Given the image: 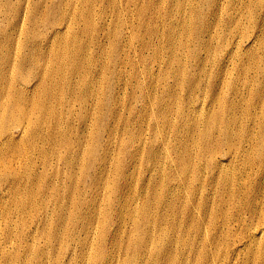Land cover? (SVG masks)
<instances>
[{
	"label": "rangeland",
	"instance_id": "obj_1",
	"mask_svg": "<svg viewBox=\"0 0 264 264\" xmlns=\"http://www.w3.org/2000/svg\"><path fill=\"white\" fill-rule=\"evenodd\" d=\"M65 1L40 0L42 8L52 12L49 18L56 20L59 12L65 14L64 22L70 27L63 25L61 40L53 43L52 34L43 27L35 37L40 45L39 61L46 50L50 51L48 67L54 69L47 77L50 80L39 81L35 97L41 101L40 107L44 101L57 104L54 111L63 114L62 124L59 122L66 131L63 134L84 141L77 162L89 167L73 173L85 192L80 206L72 205L79 219L58 264H87L84 258L90 245L83 257L80 253L79 241L84 236L81 216H87L94 204L100 211V225L90 229L88 240L93 241L96 264L108 261L112 251L113 264H164L160 253L167 250L174 264H245L246 195L261 181L264 163V0H67L71 3L63 8ZM41 14L37 13L38 21ZM10 33L0 34L1 55L11 47ZM71 34L73 42L81 46L75 53L76 62L68 57L72 53L68 43ZM28 41L23 34L18 35L10 51L19 57L22 50L29 49L24 48ZM117 42L122 60L112 63L109 52ZM64 46L66 54L62 53ZM101 49L107 52L102 54ZM31 58L33 52L28 60ZM22 63L17 58V68L29 74ZM78 63L89 68L86 72L93 66V73L76 68ZM99 68L105 71L98 72ZM77 69L80 77H67ZM44 73L40 69L37 76ZM8 78L0 76V82ZM48 89L49 98L44 95ZM61 100L70 101L71 114L62 108ZM86 111L83 124L79 117ZM226 122H230L228 136L224 133ZM110 128L114 132L110 133ZM160 137L166 139L169 150L166 166L150 158ZM107 141L108 153L104 149ZM90 148L103 154L102 159L94 161ZM137 150L139 154L133 158ZM107 160L105 188L99 201L89 206L95 175L100 172L96 173L93 162L103 166ZM181 163L187 165V174L178 179ZM52 165L60 172L56 181L61 195L66 196V167L58 161ZM36 168L42 170L38 160ZM120 195L122 202H118ZM54 202L47 213L37 215L31 230L51 220L53 216H46L53 213ZM144 203L149 222L138 223L141 232H131L129 239L133 221L143 220L140 207ZM133 207L137 209L135 217L128 210ZM118 210L126 226L117 232L118 216L114 214ZM142 232L150 235L140 236ZM144 236L149 246L144 256L137 257ZM28 242L40 249L50 247L39 237L28 238ZM6 247L12 248V243ZM204 250L205 258L200 256ZM43 264H50V259L44 258Z\"/></svg>",
	"mask_w": 264,
	"mask_h": 264
},
{
	"label": "bare ground",
	"instance_id": "obj_2",
	"mask_svg": "<svg viewBox=\"0 0 264 264\" xmlns=\"http://www.w3.org/2000/svg\"><path fill=\"white\" fill-rule=\"evenodd\" d=\"M69 3L71 2L66 0L62 4V7L68 6ZM39 11L42 12L40 21H38L37 18V13ZM48 11L49 10H44L42 8L40 0L34 2H31V0H0V34L3 31H11L8 39L10 42L9 46L11 47L16 43L17 36L23 34L28 38V44L30 46L24 45V48L29 49L25 51L22 50V55L19 57L17 53L14 54L13 51H10V49H12L11 47L8 48L6 54H0V76L3 79L9 77L5 82H0V191L2 192L0 195V264H43L44 258H49L50 264H58L60 254L69 248L70 238L75 235V232L72 231V226L74 222L79 219V213L72 210V205L76 208L79 207L80 199L85 192L84 185L79 188V181H76L73 176L75 169L89 168L85 163L80 165V163L77 162L83 152L84 141L78 139L73 140L63 134V132L66 131H62L59 126V122L62 124L63 114L59 115L54 111L57 104L44 101L42 107H40L41 101L35 97L38 93L35 89L39 81L46 79L54 73V69L48 67V63L52 59H49L50 51L46 50V55L42 59L43 61H39L37 52L39 51L38 47H40V45L35 37L39 32L43 31L40 28L43 27L46 33L52 34L53 43H55V41L59 42L61 40L63 25H66L63 18L65 14L60 15L59 12L57 17L59 19L55 20L54 18H49L52 12L48 13ZM87 22L91 24L89 20ZM26 24L27 26H25ZM66 27L69 28L70 25L68 24ZM116 37L119 38L120 35L117 33ZM2 38L3 37L0 36V42H2ZM31 38L33 39L32 41H30ZM74 40L75 36L71 34L68 43L71 46L72 53L69 54L68 57L71 61L76 62L75 53L81 49V46L79 44L76 45V43L73 42ZM73 47L75 48L73 49ZM31 52H33L34 59L31 58L28 60ZM99 52L105 54L107 51L106 49H101ZM54 53L57 56L55 48ZM62 53H67L65 46L62 48ZM109 55L111 56L112 63H118L120 59L122 60V58H120L121 56H119L120 48L118 47V42L115 45L114 51L112 50V52H109ZM17 58H20L23 62L21 64L23 69H25L24 64L27 65V72H29V74L22 71L20 67L19 69L17 68ZM82 64L83 63H78L79 66H76V68L80 67L84 73H93L91 71L93 70V66H90L91 70L86 72L87 67L81 66ZM40 69L46 73L37 76ZM103 71L105 70L101 68L98 69V72L103 73ZM80 76L81 71L79 69L67 74L68 78ZM48 80H50V78L46 79V81ZM96 82L99 83L101 81L97 79ZM61 92L62 91L57 90L56 94L59 96ZM73 92H75V90H73ZM44 95L49 98L51 96L50 90L44 91ZM108 97L112 98L111 95ZM60 102L63 103V106L59 104L60 107L62 106L67 114L73 112L70 101L66 102L61 100ZM85 114L79 117L80 122L83 124L88 115V111H86ZM65 116L67 115L64 114V117ZM54 125H58L59 128L54 127ZM224 126L226 127L224 128V133L228 136V132H230V122H226ZM108 131L110 133L114 132L112 128ZM166 143V139L160 137L158 148L152 150V152L154 151L153 153L151 152L150 158L153 163L162 162L166 166V162L170 159ZM109 144L110 142L107 141V147L104 148L107 151L106 153L109 152ZM138 154L139 150L134 152L132 157L135 158ZM89 155L91 158L95 157L94 161L102 159L103 156V154L99 155L94 148L89 149ZM185 159L189 162L188 158L185 157ZM36 160L40 161L42 170L36 168ZM53 161H58L66 167V171L64 172L66 178L65 184L69 180L66 186V196L61 195V185L57 182L60 172L58 169H54L55 166L52 165ZM107 162L108 160L103 162V166L95 165L93 162L96 173L97 170L100 172L95 175L96 181L93 187V196L89 200V206L92 205V202L99 201L100 192L105 188V183L107 181L105 167ZM148 165L147 163V166ZM261 171V181H259L258 184L254 182L256 187H252V191L248 192L246 195L245 264H264V163L262 164ZM186 174L187 165H183L182 163L179 164L178 179H182ZM163 175L164 174H162V177ZM167 190L169 192V189ZM214 196H216V194H214ZM103 198L104 196L100 198V201L103 200ZM106 200L109 203L113 201L110 198H106ZM53 201H55L52 207L53 213L46 216V218L53 216L51 220L47 219L42 226L35 230H31V223L36 222L37 215L47 213ZM122 201H124V198L120 195L118 202ZM148 205L150 206V202ZM92 206L93 209L89 211L87 216H81V218L83 217L81 224L84 226L82 230L84 236L81 239L79 238L82 257L86 246L90 245L88 248L89 251L86 252L84 258V260H87V264H96L97 261L96 251L94 248L92 250L93 241L88 240V236L93 226L96 225L99 227L100 225V218L98 216L100 215V211L97 204ZM128 210L133 213L131 216H136L137 209L135 207ZM96 211H98L97 215L95 214ZM145 211L146 205L144 203L142 207H140V213L144 215L143 220L142 222L133 221L131 226L132 230H130V234H128L130 235L129 239L131 238V232L137 235L141 232V223L149 222L148 218L150 216L145 214ZM120 212L121 210H118L114 214L116 217L118 216L116 221L117 232L122 227L126 226V222L123 220V214ZM14 218L15 220H13ZM144 233L147 236L150 235L149 232H142L140 236ZM38 237L44 239L50 247L48 246V248L46 246V249H40L38 246L34 245L33 242H28V238L36 239ZM8 242L12 243V248L6 247V243ZM126 242L127 241H125L124 244H126ZM148 246V238L146 239V236H144L139 245L137 257L144 256L143 252L147 250ZM126 250L128 251L127 248ZM206 251L204 250L200 256L205 258L207 255ZM112 254L113 251L107 256L108 261L103 264H113L110 261ZM160 258L164 264H174V258L170 250L161 252ZM75 264H82V262H76Z\"/></svg>",
	"mask_w": 264,
	"mask_h": 264
}]
</instances>
